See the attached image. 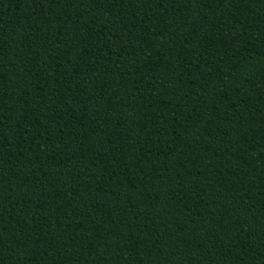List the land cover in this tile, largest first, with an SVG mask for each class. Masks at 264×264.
Segmentation results:
<instances>
[{"label":"trees","instance_id":"1","mask_svg":"<svg viewBox=\"0 0 264 264\" xmlns=\"http://www.w3.org/2000/svg\"><path fill=\"white\" fill-rule=\"evenodd\" d=\"M0 264H264V0H0Z\"/></svg>","mask_w":264,"mask_h":264}]
</instances>
